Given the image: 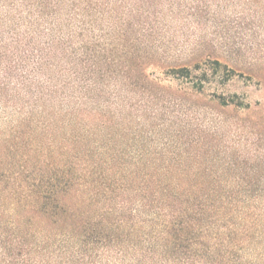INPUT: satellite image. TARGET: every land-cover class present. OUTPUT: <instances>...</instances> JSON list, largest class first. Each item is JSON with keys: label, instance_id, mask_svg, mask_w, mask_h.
I'll return each instance as SVG.
<instances>
[{"label": "rangeland", "instance_id": "obj_1", "mask_svg": "<svg viewBox=\"0 0 264 264\" xmlns=\"http://www.w3.org/2000/svg\"><path fill=\"white\" fill-rule=\"evenodd\" d=\"M77 4L78 24L85 19L90 25L84 39L91 48L89 60L83 46L79 57L93 70L91 83L83 72L80 78L94 91L87 98L78 93L88 109L76 118V128L91 122L98 138L101 123L111 125L112 118L120 117L125 136L108 152L87 151L65 139L71 135L69 107L61 111L57 102L54 112L37 110L12 134L25 116L23 102L0 98V170L11 168L14 159L45 173L121 167L135 188L148 185L150 196L157 184L178 185L176 194L190 198L204 193L198 184H264V0H77ZM215 60L221 68H216ZM179 66L192 69L193 81L175 77L170 68ZM200 79L202 89L194 87ZM224 99L233 103L226 105ZM104 104L111 106L109 115L98 107ZM68 147L75 151L66 154ZM112 154L118 159L105 165ZM99 162L104 166L96 165ZM87 190L76 186L67 196L75 221L95 216L105 205L90 198ZM120 195L117 201L128 198ZM247 195L264 200L262 192H234ZM8 205L5 215L0 213V238L6 245L15 227ZM22 217L38 235L41 246L34 255L51 264L70 257L75 244H60V237L51 244L44 239L58 222L40 214L35 204L22 211ZM4 244L0 243V261ZM134 245L137 249L127 254L124 264L264 262V228L255 241L197 244V255L176 262L161 256V244ZM151 246L155 253L147 251ZM209 251L214 253L209 256ZM97 262L120 260L109 256Z\"/></svg>", "mask_w": 264, "mask_h": 264}, {"label": "trees", "instance_id": "obj_2", "mask_svg": "<svg viewBox=\"0 0 264 264\" xmlns=\"http://www.w3.org/2000/svg\"><path fill=\"white\" fill-rule=\"evenodd\" d=\"M78 11L77 0H0V98L23 102L25 116L12 134L32 119L37 110L54 112L57 102L61 111L69 107L71 135L65 139L102 154L112 146L118 148L117 142L125 136V126L120 117L112 118L113 124H100L98 138L99 134L94 132L96 126L90 125L91 122L76 128L79 124L76 118L88 109L78 93L87 98L94 91L89 84H82L85 80L92 82L93 70L84 64L87 60L79 57V48L83 46L89 60L91 48L84 39L90 25L85 19L78 24ZM76 36L82 40L78 41ZM214 63L217 69L222 67L218 60ZM170 69L175 77L193 81L190 67ZM82 72L87 77L81 81ZM202 81L195 82L194 87L202 89ZM223 103L228 105L233 101L224 99ZM98 107L106 115L111 112L109 104ZM68 151L75 150L65 148L66 154ZM116 159L117 155L112 154L104 164ZM102 163L96 165L104 166ZM107 171L94 167L80 172L71 168L37 172L28 163L15 159L11 168L0 170V213L5 215L9 204L15 217L9 245L0 238L4 244L0 264H51L34 255L41 246L38 235L30 224H23L22 211L34 204L40 214L58 222L56 230L44 235L48 244L56 237H60V244H75L70 257L61 264H95L109 256L124 264L127 254L137 249L134 244H161L163 258L183 261L198 254L197 244L255 241L264 228V200L257 195L234 196L235 191L264 193L262 183H238L234 187L218 181L198 184L204 193L195 198L177 195L178 185L157 184L150 196L148 185L135 188L133 178L124 168L109 167ZM85 177L87 180H83ZM76 186L87 188L90 198L104 201L105 205L95 216L75 221L67 196ZM118 193L128 198L117 201ZM147 251L155 253L156 247L151 246ZM213 253L209 251V256ZM223 257H227L226 253Z\"/></svg>", "mask_w": 264, "mask_h": 264}]
</instances>
